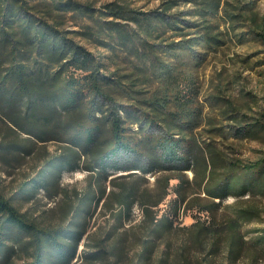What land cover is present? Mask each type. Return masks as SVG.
Instances as JSON below:
<instances>
[{"label":"trees","instance_id":"obj_1","mask_svg":"<svg viewBox=\"0 0 264 264\" xmlns=\"http://www.w3.org/2000/svg\"><path fill=\"white\" fill-rule=\"evenodd\" d=\"M68 19L78 28L64 27ZM250 40L264 43L258 0H161L150 9L123 0H0V112L19 132L65 147L12 196L0 190V264H15L21 253L20 264H86L79 245L103 199L143 207L149 236L135 264H152L156 241L178 228L181 211L195 218L181 230L187 246L205 253L198 264H216L208 258L220 251L223 264L238 260L243 226L260 210L235 204L227 216L218 211L229 196L264 195V154L245 160L219 141L253 137L264 121L229 96H202L198 72L210 54ZM1 148L33 149L20 141ZM84 165L89 187L75 192L65 223L44 225L15 203L34 201L40 187L56 196L63 172ZM114 170L155 174L154 188L141 189L136 179L108 192L106 182L120 176ZM125 210L116 212L117 229L131 215ZM259 239L264 247V229ZM96 247L80 254L89 264L116 249L103 239Z\"/></svg>","mask_w":264,"mask_h":264},{"label":"rangeland","instance_id":"obj_2","mask_svg":"<svg viewBox=\"0 0 264 264\" xmlns=\"http://www.w3.org/2000/svg\"><path fill=\"white\" fill-rule=\"evenodd\" d=\"M81 2L93 1L96 6L111 0H77ZM136 8L150 9L159 5L161 0H123ZM258 6L264 12V0H258ZM72 19L65 22L69 30L77 29ZM79 40V39H78ZM199 80L202 85V96L224 95L234 99L245 112L252 114L255 118L261 117L264 121V43L257 40H250L243 44L232 43L230 46L220 50L216 54H210L199 70ZM223 88H225L224 91ZM220 89V91H219ZM253 137L236 138L229 140L220 138L221 146L233 150L235 156L245 160L257 159L264 154V128L252 133ZM224 139V141H223ZM20 141L25 146L31 145V153L16 152L11 149L7 152L4 148L0 149V190L6 196H12L20 187L24 180L37 174L44 163L58 155L65 149L63 144L56 141H36L28 134L19 132L11 123L7 122L0 112V143L10 144ZM28 152V150H26ZM116 177L115 183L108 180L106 182L107 191L118 193L121 185L118 182H134L138 180L141 189L148 186L154 188L156 176L148 174L143 177L140 173L127 174L128 171L114 170ZM111 176V177H113ZM192 176V172H190ZM91 174L85 168L65 170L60 177L61 187L63 188L56 196L51 197L49 193L40 187L36 190V199L32 202H23L14 199L15 203L21 205L23 210H29L44 225L57 226L65 223V210L68 206L76 205L78 197L75 192L78 190L83 194L88 190V182ZM110 177V178H111ZM249 196V195H248ZM246 196L242 200H237L235 196L225 199L223 206L218 211V216H227L232 206L237 205H256L260 210L258 219L248 222L243 226V233L247 238L244 252L238 260H232V264H264V247L261 246L259 234L264 229V195L255 194L250 198ZM170 197V195H169ZM168 197V198H169ZM159 208L161 211L166 207V202ZM127 206L111 201L107 203L103 199L95 206L93 215L88 217V230L84 239L79 245V262L89 264L86 258H82L81 253H89L99 249L96 243L103 239V245L109 251L115 246L116 249L110 253H105L103 259L95 260L92 264H135L140 252L142 251L143 240L148 237V232L144 228L143 207L136 201L128 209ZM122 208L130 210L131 215L123 218L122 227L116 228L120 223L116 217V212ZM195 221L192 212L181 211L180 219L176 221L177 229L167 234L163 239L156 241L153 253L152 264H158L161 255L168 258L166 264H198L205 260V253L196 247L187 246L182 226L191 225ZM25 255L22 253L14 259L15 264L23 262ZM216 264L226 262V255L220 251L208 258Z\"/></svg>","mask_w":264,"mask_h":264}]
</instances>
